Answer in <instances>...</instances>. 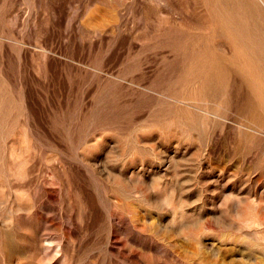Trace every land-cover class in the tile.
<instances>
[{"label":"rangeland","instance_id":"rangeland-1","mask_svg":"<svg viewBox=\"0 0 264 264\" xmlns=\"http://www.w3.org/2000/svg\"><path fill=\"white\" fill-rule=\"evenodd\" d=\"M0 264H264V0H0Z\"/></svg>","mask_w":264,"mask_h":264}]
</instances>
